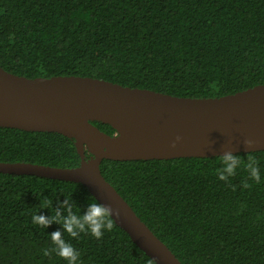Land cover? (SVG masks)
<instances>
[{
    "label": "trees",
    "instance_id": "trees-1",
    "mask_svg": "<svg viewBox=\"0 0 264 264\" xmlns=\"http://www.w3.org/2000/svg\"><path fill=\"white\" fill-rule=\"evenodd\" d=\"M0 68L183 98L233 95L264 85V0H0ZM235 155L242 166L227 183L215 174L220 157L103 160L101 174L181 264H264V151ZM248 156L262 181L244 189ZM0 163L71 169L80 157L62 135L0 127ZM68 193L81 215L95 200L78 183L0 173V264H65L43 254L61 225L37 228L31 215L63 212ZM45 199L50 209L39 207ZM64 239L82 264H155L114 222L100 239Z\"/></svg>",
    "mask_w": 264,
    "mask_h": 264
},
{
    "label": "water",
    "instance_id": "water-1",
    "mask_svg": "<svg viewBox=\"0 0 264 264\" xmlns=\"http://www.w3.org/2000/svg\"><path fill=\"white\" fill-rule=\"evenodd\" d=\"M92 122L110 126L101 132ZM0 127L62 135L80 164L0 163V173L83 185L155 264H181L101 174L103 160L222 157L264 151V85L219 98H183L89 77L30 79L0 68ZM92 157L85 158V151Z\"/></svg>",
    "mask_w": 264,
    "mask_h": 264
},
{
    "label": "clouds",
    "instance_id": "clouds-1",
    "mask_svg": "<svg viewBox=\"0 0 264 264\" xmlns=\"http://www.w3.org/2000/svg\"><path fill=\"white\" fill-rule=\"evenodd\" d=\"M248 162L243 165L246 171V177L242 181L244 189L251 185L248 181L254 184H260L262 181L261 170L257 166V162L252 156H248ZM221 165L220 168L215 169V174L220 181L228 182L229 179L237 174L241 168L242 162L239 156L231 153H226L217 161ZM40 208H49L50 201L42 200ZM63 212L50 209L51 215L44 216L34 212L31 215V223L34 227L46 229L51 223L55 222L61 225V231H55L48 235L51 241V249H44L43 254L48 256L50 251L55 253L65 264H82L80 253L73 247V245L64 239V235L68 234L72 238H77L81 234H88L96 239L102 238L105 232H109L113 228L112 210L104 205L92 200L87 210L83 215L80 214L79 209L75 208L71 203V193L65 195L62 204ZM257 220H264V214L258 216Z\"/></svg>",
    "mask_w": 264,
    "mask_h": 264
}]
</instances>
